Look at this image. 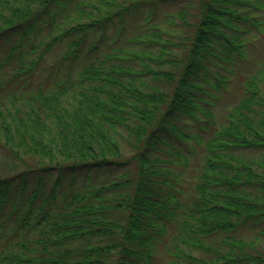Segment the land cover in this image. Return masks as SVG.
<instances>
[{
	"label": "trees",
	"instance_id": "16d2710c",
	"mask_svg": "<svg viewBox=\"0 0 264 264\" xmlns=\"http://www.w3.org/2000/svg\"><path fill=\"white\" fill-rule=\"evenodd\" d=\"M101 1L46 38L39 22L57 27L66 0H0V264H264L245 249L264 236V59L224 120L209 102L232 78L210 55L245 57L247 0L180 6L177 41L149 29L150 49H122L136 64L96 41L122 32L132 7L150 19L158 0Z\"/></svg>",
	"mask_w": 264,
	"mask_h": 264
},
{
	"label": "rangeland",
	"instance_id": "374dc122",
	"mask_svg": "<svg viewBox=\"0 0 264 264\" xmlns=\"http://www.w3.org/2000/svg\"><path fill=\"white\" fill-rule=\"evenodd\" d=\"M81 1L78 3L79 10H76L71 5L70 1L66 0L68 5H63L65 8L62 12H57L54 20V23L57 21L60 24L51 25V21L49 17H44V20L39 22L38 33L39 35L47 36L48 34H54L56 29L59 30L60 27L63 25H72L75 24L76 20H81L80 22H87L89 21L90 17H95L97 12L103 11L106 9V4H104L101 0H78ZM119 7L122 8L124 5L129 6L133 0H114ZM178 1V3H176ZM176 2L173 0H158L156 9L157 12L153 15L150 19L143 18L142 9H135V7L131 8L128 13L123 14L122 19V26H124L123 31L120 33H116L112 29L107 30L108 36L100 37L101 43L96 41L97 35L96 33H90L86 39H84V43L87 42H94L96 41L98 45L97 52H110L112 50H118L117 52V61L122 62L124 61L126 55L123 54L122 49H130L134 51L142 50V49H150V44H147V41H152V36L149 34V29L156 30L160 32L161 38L171 39L173 41H177L180 31V19L177 14V10L180 6L184 7L186 10H191V5L195 3L196 0H177ZM259 1V2H257ZM246 4L243 5V10L245 11L248 18L252 19V22L245 21L241 27L240 35L243 37V51L245 53V57L241 59L237 65H232L230 63H226L219 58L220 54L218 51L215 52L214 56L210 55L209 66L220 70L222 73H226L231 75V81H229L227 88L221 90L222 94L220 95L219 99H212L209 102L212 103L210 108L214 112V120L218 119L220 122L224 120V114L227 112L228 107L236 100V98L241 95V80L245 77L253 74L255 71L260 69L261 61L264 59V0H247L244 1ZM262 3V4H261ZM30 7L35 6V2L29 3ZM62 4V3H61ZM97 6L98 9L95 7ZM37 8V7H35ZM57 10L56 6H51L50 11ZM122 10H125L122 8ZM56 28V29H55ZM49 31V32H48ZM147 31V33H144ZM49 36V35H48ZM48 36L46 38H48ZM56 46L53 47L51 52L45 57L44 63L47 64L51 62L55 56L59 54V50L61 48V43L55 44ZM146 45V46H145ZM83 47V46H82ZM117 47V48H116ZM149 51V50H147ZM170 51L173 49L170 48ZM85 54V51H81L79 53V57ZM166 57V56H165ZM145 62L150 63L154 67H160L164 64L159 65L156 58L150 59ZM150 59V60H149ZM134 61L126 60L125 62H130L131 64H136L137 62L135 59ZM138 60V59H137ZM143 60V59H142ZM141 60V61H142ZM57 62V60H53ZM139 61V60H138ZM233 68L234 74L229 73L228 69ZM36 78V77H35ZM36 82H40V79L37 77ZM264 90V82H260L259 85ZM259 111L264 112V108H260L258 105L257 107ZM222 119V120H221ZM181 120H177L179 123ZM176 122V123H177ZM192 122V121H191ZM182 123V121H181ZM194 123V122H192ZM198 123L201 125L199 126L202 128V124H205L203 116L199 117ZM124 133L122 128H118L116 132V136L119 137ZM247 153H252L247 152ZM1 159V156H0ZM196 159V158H195ZM199 159V158H198ZM198 159H196L198 161ZM194 158L191 159L193 163ZM196 164H191L184 174L189 175L193 172V167ZM193 166V167H192ZM195 172V170H194ZM186 187V186H185ZM183 187V189L185 188ZM188 187V185H187ZM185 190V189H184ZM183 191V190H182ZM2 231H5V228H1ZM7 230V229H6ZM34 235V231H30L27 233V236L31 238ZM239 236L244 239H250L253 235L247 229H240ZM254 242V247L247 246L245 249L249 253H255V250L258 252H264V236L256 238ZM187 246H182L184 250H186ZM198 256H203L205 253L201 250H191ZM14 264V263H13Z\"/></svg>",
	"mask_w": 264,
	"mask_h": 264
}]
</instances>
